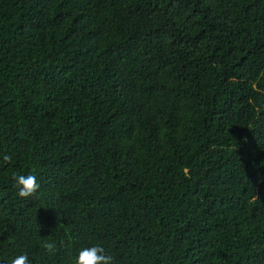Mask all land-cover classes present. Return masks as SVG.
<instances>
[{
	"label": "trees",
	"instance_id": "16d2710c",
	"mask_svg": "<svg viewBox=\"0 0 264 264\" xmlns=\"http://www.w3.org/2000/svg\"><path fill=\"white\" fill-rule=\"evenodd\" d=\"M93 245L264 264V0H0V264Z\"/></svg>",
	"mask_w": 264,
	"mask_h": 264
},
{
	"label": "clouds",
	"instance_id": "9594fccd",
	"mask_svg": "<svg viewBox=\"0 0 264 264\" xmlns=\"http://www.w3.org/2000/svg\"><path fill=\"white\" fill-rule=\"evenodd\" d=\"M5 160H10V157H4ZM15 186L18 189V196L22 199H29L35 197L41 190L40 181L33 173L16 174L13 176ZM44 248L52 253L55 251L53 242L44 244ZM104 249L99 245H93L90 248H81L78 252L76 264H111L112 257L110 255H103ZM10 264H29L27 253H21L11 259Z\"/></svg>",
	"mask_w": 264,
	"mask_h": 264
}]
</instances>
